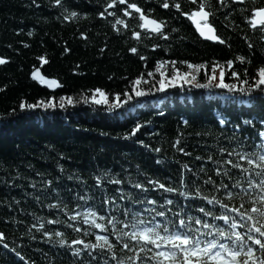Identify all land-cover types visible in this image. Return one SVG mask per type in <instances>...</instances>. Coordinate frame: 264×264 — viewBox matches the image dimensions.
Returning <instances> with one entry per match:
<instances>
[{
  "label": "trees",
  "instance_id": "trees-1",
  "mask_svg": "<svg viewBox=\"0 0 264 264\" xmlns=\"http://www.w3.org/2000/svg\"><path fill=\"white\" fill-rule=\"evenodd\" d=\"M111 2L64 0L68 11H76L79 16L60 20L57 16L63 9H57L54 0H36L39 8L31 0H0V58L6 61L0 65V232L8 244V248L0 244V264H79L71 251L81 246L72 245L71 250L59 248L55 243L58 237L53 236V243H47V238L42 236L44 230L61 231L69 244L73 239L95 242L94 235L83 236L85 229L92 231L89 226L79 222L68 226L78 202L70 199L68 189L72 190V196L79 193L91 197L89 206L100 215L104 214L99 209L105 196L116 197L117 202L119 192L143 198L129 180L145 187H148L147 180H152L176 190L172 193L158 188L150 190L148 198L156 199L158 204L173 199L193 209L200 206L211 209V205L195 195L194 188L199 187L201 196H216L230 207H238L239 197L229 201L226 195L215 192L203 181L210 178L219 185L223 180L230 186L242 181L247 188L239 170L225 161L232 159L233 163L251 166L228 153L255 155L257 162L259 155L264 154V148L252 146L261 142L258 133L264 129V97L258 93L233 95L215 87L185 85L135 98L111 111L108 105L83 102L85 97L90 101L99 88L109 97V104L116 102V94H120L122 103L125 93L134 94L135 79L143 76L148 80V72L158 80L159 71L166 76L174 74V69L181 74L188 71L203 84L215 68L217 78L221 71L225 73L226 83L245 87L244 78L254 82L259 67H264V32L251 28L247 20L249 10L264 7V0L244 4L229 2L226 7H221L218 0H200L205 9L216 14L212 24L224 44L199 38L182 12L171 7L173 3H181L182 11L190 12L194 8L188 0H167L169 9L162 8L165 0H127L128 4L136 3L148 16L165 21L167 40L156 34L146 35L139 27V14L135 10H131L132 16L125 17L126 5L117 4L111 9L108 7ZM100 12L105 16L101 17ZM113 12L114 16L109 15ZM117 19H124L128 27L116 24ZM172 28L177 31L172 32ZM29 31L33 35L29 36ZM136 31L141 33L139 39L133 36ZM133 47L137 53L130 51ZM189 63L196 67H187ZM37 69L44 76L58 80L61 89L51 92L40 86L32 78ZM245 69L247 77L243 75ZM233 70L240 74L239 78L231 76ZM61 96L72 97L77 103L69 105L67 110L19 108L21 102L35 103L53 97L58 102ZM161 112L163 115L158 114ZM222 119L225 124L219 123ZM245 119L251 124L245 125ZM184 120L189 124L184 125ZM135 123L144 127L135 137L124 139ZM181 147L183 152L179 151ZM157 148L161 151L156 152ZM225 170L229 171L230 179L217 175V171ZM105 172L109 173L108 177ZM193 173L200 178L195 185L190 183ZM182 178L188 184L187 189ZM49 179L53 180L51 186L46 184ZM108 179H120L122 183L110 184ZM32 184L37 186L35 190ZM53 191L59 193V200ZM184 191L189 193L187 200L180 195ZM244 200L245 207H250L246 202L248 197ZM56 203L62 209L67 204V208L57 213L48 207ZM216 210L220 214L219 206ZM192 214L197 215L198 211ZM49 220L60 223L49 224ZM40 223L45 228L38 231ZM75 227L81 231H74ZM29 230L36 239L30 238ZM12 248L24 257L23 261ZM116 252L119 257L133 255L127 250L121 252L119 247ZM83 260L89 264L86 255Z\"/></svg>",
  "mask_w": 264,
  "mask_h": 264
},
{
  "label": "snow or ice",
  "instance_id": "snow-or-ice-1",
  "mask_svg": "<svg viewBox=\"0 0 264 264\" xmlns=\"http://www.w3.org/2000/svg\"><path fill=\"white\" fill-rule=\"evenodd\" d=\"M235 2L243 3V0H235ZM31 3L37 8L40 7L36 0H31ZM188 3L196 10L191 12L182 11L181 3H173L171 7L177 12H182L184 17L194 23L196 30L199 31L202 37L224 44V40L213 34L212 24L208 23L210 16L213 21L216 19V14L210 10L206 11L205 4L201 3L200 0H188ZM117 4L126 5L123 13L125 17L133 15L131 10H135V13L139 14V20L141 21L139 27L145 30L146 35L156 34L164 40L168 39L164 31L166 27L165 21L149 19L141 7H138L136 3L128 4L127 0H112L108 7L111 8ZM54 6L57 9H63L57 19L70 20L79 16L76 11H68L64 0H54ZM162 8H170L167 0L162 3ZM99 15L104 17L105 13L100 12ZM109 15L114 16L115 13H109ZM248 15L250 19L247 20V23L251 28L257 29L259 27V30L264 32V7H256L254 10H249ZM116 24L123 25L125 28L128 27L124 19H117ZM171 31L176 32L177 29L172 28ZM28 35H33V32L29 31ZM133 36L139 39L141 33L139 31L133 32ZM82 38L87 39V37ZM249 47L251 48L252 45H249ZM130 51L137 53V48L133 47ZM140 59L145 60V57L140 56ZM238 59L243 61L244 57H239ZM5 63V59L0 58V65ZM160 63L164 62L161 61ZM171 63L175 65L176 62L172 61ZM228 64L231 65L232 61H228ZM187 67L195 68L196 66L189 63ZM157 70L159 71V69ZM243 75L247 77V69H245ZM32 76L34 79L44 82V77L38 71H34ZM147 76L148 80H144L143 76L135 79L132 89L134 94L125 93L126 99L122 103L120 94H116V102L109 104V97L99 88L95 89V93L100 97L99 99L96 94H93L90 101L85 97L83 102L84 104L91 102L95 105H108V109L111 111L114 108L128 105L129 101L135 98L165 93L168 89L183 88L185 85H194L195 88L215 87L226 90V94L233 95L244 93L254 95L258 93L260 97H264V67H259L258 78L254 82L250 83L248 78L242 80L245 87H241L236 83H226L223 71L219 73V78H217L215 68L212 69V75L208 82L203 84L197 81V76L192 72L185 71L181 74L178 69H174V74L170 76H166L163 71H159L160 78L158 80L154 78L152 72H148ZM231 76L239 78L240 74L233 70ZM47 84L52 87L57 84V81L49 80ZM142 84L144 87H140ZM75 103L77 101H74L72 97L61 96L58 102L54 97L46 101L39 100L35 103L21 102L19 108L21 110L37 108L67 110L69 105H74ZM13 112L15 113V109H13ZM158 114L163 115L162 112ZM219 123L225 124V120L222 119ZM243 123L249 125L251 121L245 119ZM183 124L188 125L189 121L184 120ZM142 127H144L143 124L135 123L130 133L124 135L123 138L130 139L135 137ZM101 134L107 135L108 133ZM258 134L264 137V132H259ZM176 143L179 144L180 141L177 140ZM252 146L264 148V140ZM144 147L147 148L149 146L144 145ZM155 151L160 152L161 150L157 148ZM179 151L183 152L184 149L181 147ZM185 154L187 155L188 153ZM234 154L239 160L250 165L251 168L244 167L241 163H233L232 159H227L225 163L231 165L233 169L239 170L244 177V182L247 183V188L243 186L242 181H237L230 186L221 180L220 184L217 185L210 178L204 180L203 184L210 185L211 189L217 193H223L229 201L239 197L241 203L238 207H230L229 203L216 196L212 198H209L208 195L201 196L199 187L194 188L195 195L206 201L208 205H211V209L206 210L204 206L193 209L178 204L173 199H165L164 203L158 204L156 199L148 198L147 194L150 190L155 191L158 188L167 193H172L176 190L172 187L166 188L164 183L152 180H147L148 187L139 182L132 184L129 180L128 183L131 184V187L139 190L143 198H133L131 195L125 196L123 192H119V202H117L116 197L108 199L105 196L99 209L104 214L100 215L98 210L89 206L91 197L79 193L72 196V190L68 189L67 192L70 199L78 201L74 214L69 217L71 223L68 226L72 227L76 222L89 226L92 231L85 229L83 236L94 235L95 242L73 239L71 244H69V241L64 238L65 234L61 231L49 232L44 230L42 231V236L47 238V243H53V236L58 237L59 239L55 243L59 248L71 250L72 245L81 246L71 251L73 257L79 259V264H84L83 258L85 255L88 257L89 264H264V154L259 155L258 162L255 155L228 153L229 156ZM211 159L212 157H209V160ZM216 163L219 164V162ZM200 171L203 172L204 169L201 168ZM104 175L108 177L109 173L105 172ZM217 175L231 178L228 170L222 173L217 171ZM68 179H72V177H68ZM199 179V176L193 173L190 183L195 185ZM107 182L117 185L122 183L120 179H108ZM46 184L51 186L53 180H47ZM182 184L186 189L188 188V184L184 183L183 178ZM31 187L35 190L37 186L32 184ZM180 195L187 200L189 193L184 191ZM53 196L58 200L60 199L59 193L56 191H53ZM244 197H248L246 202L250 207H245ZM36 199L38 200L39 197H36ZM125 200H127V204H125ZM16 203L19 204L20 201H16ZM216 206H219L220 214H217ZM48 207L56 209L57 213H59L67 208V204H64V209L60 207L59 203L49 204ZM173 207L178 210L173 211ZM80 209H83V211ZM194 211H198L203 216L193 215ZM119 217H123V219ZM36 219L40 220V217ZM217 221H222L223 226L216 223ZM47 223L58 224L60 221L49 220ZM32 227L36 228V224H33ZM44 228L45 224L40 223L38 231ZM241 229H244V231H241ZM73 230L78 233L81 231L79 227H75ZM95 230H99V232ZM29 236L33 240L36 239L34 235H31V230H29ZM3 237L4 233L0 232V244L4 248H8V244L4 243ZM117 247L120 248L121 252L127 250L132 252L133 255L119 257L116 252ZM11 251L20 257L22 261L24 260V257L20 256V253L15 248H12ZM32 264H35V262H32Z\"/></svg>",
  "mask_w": 264,
  "mask_h": 264
},
{
  "label": "water",
  "instance_id": "water-1",
  "mask_svg": "<svg viewBox=\"0 0 264 264\" xmlns=\"http://www.w3.org/2000/svg\"><path fill=\"white\" fill-rule=\"evenodd\" d=\"M149 19H151V18H149ZM194 25H195V24H194ZM213 29H214V28H213ZM197 32H198V34H199V31H198V30H197ZM213 34L216 35L215 30H214V33H213ZM199 35H200V34H199ZM200 36H201V35H200ZM203 38L206 39V40H210V39H207L206 37H203ZM210 41H213V40H210ZM35 71H38V72L40 73V75H41L42 77H44V82L42 83L41 81L34 79L33 76H32V78H33L36 82L40 83V85H41L42 87L47 88V89H48L49 91H51V92H56V91H58V90L61 89V86H60V84H59V81H57L56 79H52V78H48L47 76H44V75L42 74V72H41L40 69H37V70H35ZM49 80H56V81H57V84H56V85H53L52 87H49L48 84H47V81H49Z\"/></svg>",
  "mask_w": 264,
  "mask_h": 264
},
{
  "label": "bare ground",
  "instance_id": "bare-ground-1",
  "mask_svg": "<svg viewBox=\"0 0 264 264\" xmlns=\"http://www.w3.org/2000/svg\"><path fill=\"white\" fill-rule=\"evenodd\" d=\"M108 198V197H107Z\"/></svg>",
  "mask_w": 264,
  "mask_h": 264
}]
</instances>
